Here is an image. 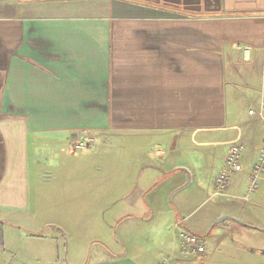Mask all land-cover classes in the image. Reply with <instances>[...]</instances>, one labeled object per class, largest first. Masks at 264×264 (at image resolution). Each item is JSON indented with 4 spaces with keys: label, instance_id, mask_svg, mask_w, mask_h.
<instances>
[{
    "label": "crops",
    "instance_id": "1",
    "mask_svg": "<svg viewBox=\"0 0 264 264\" xmlns=\"http://www.w3.org/2000/svg\"><path fill=\"white\" fill-rule=\"evenodd\" d=\"M263 101L264 0H0V264H264V232L212 226L264 228V184L241 200ZM237 142L242 205L201 236L170 195L201 181L198 148L223 146L212 197ZM178 224L203 255L181 259Z\"/></svg>",
    "mask_w": 264,
    "mask_h": 264
},
{
    "label": "built area",
    "instance_id": "2",
    "mask_svg": "<svg viewBox=\"0 0 264 264\" xmlns=\"http://www.w3.org/2000/svg\"><path fill=\"white\" fill-rule=\"evenodd\" d=\"M251 48H243L245 60H248ZM251 116L258 118L259 123L264 128V101L261 103L258 111H252ZM87 142H75L74 148L79 151L87 148ZM247 153V146L244 142H237L230 146L225 156L224 163L218 172L214 183L212 197H229V191L234 179L244 171V157ZM264 184V144L261 147L256 162L251 168L249 174V184L246 195L241 199L248 202L250 198L257 194ZM176 239L179 247V254L182 260H192L206 252L203 240L186 229L182 224L176 228ZM176 259H165L160 264H178Z\"/></svg>",
    "mask_w": 264,
    "mask_h": 264
},
{
    "label": "rangeland",
    "instance_id": "3",
    "mask_svg": "<svg viewBox=\"0 0 264 264\" xmlns=\"http://www.w3.org/2000/svg\"><path fill=\"white\" fill-rule=\"evenodd\" d=\"M257 131L260 132L259 129ZM261 132H264V129H262ZM198 149L199 150L198 152H196L193 159L195 160V164L200 167L201 181L196 182L193 186L182 190L181 193L178 194L179 196H175V198L170 195L169 202H171V204H177V202H179V199L182 198L186 210L184 211V214H186L184 216L190 215L188 219H186V224L193 230H196L195 232L199 233L202 236L201 230H204V228L202 227H205L207 225V216H209L210 214H216V212H219L220 210H229L228 207H231V205L237 208L242 204L241 202H232L231 199H228L226 197H210V192L208 191L209 181L213 176L214 169L219 163L223 151V146L219 147V149L217 150L210 146L201 147ZM119 155V150H113L115 163H118L117 158H119ZM97 163L99 166L100 160ZM116 168H120V165H115V170H119ZM39 188L40 192L44 194L43 199H45L46 189H49V187ZM51 188L52 187H50V189ZM61 188L62 187H58L55 189V191H61ZM252 215L254 217H259L258 215H260V213L253 211ZM262 216L264 217V215ZM216 221L212 224V226H214ZM252 226L264 230V228L258 227L256 225Z\"/></svg>",
    "mask_w": 264,
    "mask_h": 264
},
{
    "label": "water",
    "instance_id": "4",
    "mask_svg": "<svg viewBox=\"0 0 264 264\" xmlns=\"http://www.w3.org/2000/svg\"><path fill=\"white\" fill-rule=\"evenodd\" d=\"M226 220H231V221H234L236 223H238L239 225L241 226H244V227H247V228H251V229H254V230H257V231H260V232H264L263 229H259V228H256V227H253L251 225H248L246 223H244L243 221H241L240 219H237V218H233V217H230V216H222L220 217L216 223L214 224V227H218L221 223H223L224 221Z\"/></svg>",
    "mask_w": 264,
    "mask_h": 264
}]
</instances>
